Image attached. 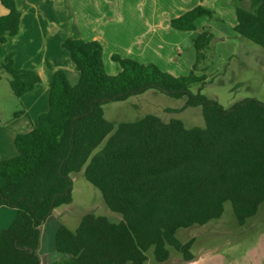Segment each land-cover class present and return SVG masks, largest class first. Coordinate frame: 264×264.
I'll return each instance as SVG.
<instances>
[{
    "label": "trees",
    "instance_id": "16d2710c",
    "mask_svg": "<svg viewBox=\"0 0 264 264\" xmlns=\"http://www.w3.org/2000/svg\"><path fill=\"white\" fill-rule=\"evenodd\" d=\"M232 1L234 30L264 47V0H251L249 8L243 0ZM0 2L8 10L0 15L2 44L19 32L21 11L16 0ZM203 15L214 12L198 5L172 18L171 25L195 31ZM212 38L208 29L196 35V62L190 74L179 77L154 63L118 55L113 58L120 71L108 74L99 40L63 42L78 71L76 82L65 69L54 72L48 110L29 132L15 135L18 154L0 161V207L16 210L12 223L0 231V264H42V227L56 208L71 202L72 176L81 170L123 219L116 223L90 213L76 229L61 223L54 241L63 255L59 264H146L151 248L158 261H165L169 246L190 260L193 239L180 241L178 229L221 217L227 201L240 224L256 214L264 202V101L246 98L225 108L190 90L206 82V75L195 70ZM0 66L10 73L19 97L42 81L37 71L14 67L12 53ZM151 88L186 96L187 106H201L205 127L146 114L120 122L109 136L115 126L104 105Z\"/></svg>",
    "mask_w": 264,
    "mask_h": 264
},
{
    "label": "rangeland",
    "instance_id": "374dc122",
    "mask_svg": "<svg viewBox=\"0 0 264 264\" xmlns=\"http://www.w3.org/2000/svg\"><path fill=\"white\" fill-rule=\"evenodd\" d=\"M131 2L125 0L123 3L128 11L131 9ZM250 4L251 0L241 2V5L246 8H249ZM205 8L212 10L214 16L203 15L198 17L196 22L198 29L192 31L191 36L182 41L177 47L167 45L161 40V37H158L153 44L150 43L149 51H145L140 45L139 47L138 45L133 46L134 41H131L130 33H121L117 41H113L110 36L108 43L100 40L104 44L103 61L106 72L117 74L121 69V64L113 58L114 55L122 58H132L137 52L135 60L140 63H154L161 70L174 76L188 75L196 62L194 39L199 32L208 29L213 33V38L208 48L205 49L206 58L201 61L198 70H195L198 75L205 74L207 79L205 83L192 84L190 90L193 93L201 92L208 99L218 101L225 108H231L237 102L246 98H256L264 101V47L243 37L234 30L237 20L236 12L232 13V8H236V2L211 0L210 6ZM106 34L109 35V33ZM59 48L68 53L64 46ZM15 50L19 54L18 58L29 56L26 47L20 44L19 39L11 38L5 44L0 45V64L4 62L7 55L12 53L14 67H16ZM46 50L45 42L39 45V49L33 48V52L36 51L42 58L45 57ZM59 56L62 57V55ZM20 59L21 62H24V58ZM70 63H72L73 68L68 71V76L71 82L74 83L77 80L78 71L75 74L72 69L77 68L73 61ZM60 69L67 70L65 66ZM10 79V73L0 66V161L18 154L14 144V132H29L36 124L38 114L48 110L49 93L47 90L45 92L41 90V87L46 85V80L39 86L40 90H37L40 93H37V97L32 99V94L17 96L10 85ZM186 100V96L173 97L158 89L151 88L140 94L129 96L124 100L108 102L104 105L105 116L115 126L109 136L115 134L120 122L134 121L146 114H155L163 122H168L172 118H179L183 120L187 127H205L202 107L187 106ZM108 137L101 142L94 152L103 147ZM71 197L70 203L55 209L53 216L51 215L46 220L49 222L47 227L44 226L42 230V237L46 240L45 246H47V238L48 242L51 241L52 233L50 234V231L54 227L52 220L54 217L71 229H76L82 217L90 213L104 215L116 223L121 222L123 219L120 213L112 211L106 205L101 191L86 179L83 170L75 172L72 176ZM200 228L201 226L198 224L180 228L176 236L180 241L187 242L195 235L197 239L191 245V251L197 249L200 245L217 247L220 253L231 246L235 249H245L253 246L256 249H264V236H259V231L264 230V202H262L255 215L240 224L231 201H227L223 215L212 219L206 226L205 231L213 234L200 236ZM173 249L171 247L169 250L171 252L176 251ZM147 254L150 260L155 263L156 258L152 248Z\"/></svg>",
    "mask_w": 264,
    "mask_h": 264
},
{
    "label": "crops",
    "instance_id": "0c3cea01",
    "mask_svg": "<svg viewBox=\"0 0 264 264\" xmlns=\"http://www.w3.org/2000/svg\"><path fill=\"white\" fill-rule=\"evenodd\" d=\"M124 1L16 0L17 7L21 11L20 29L17 34L9 35L8 40L18 38L20 44L26 47L29 56L18 58L19 54L15 50V66L19 69H33L42 77V81L33 90L22 96L32 94L31 98H36L37 93H40L38 92L40 90L39 86L45 80L46 85L41 87V90L44 92L47 90L49 93L54 72L63 68V66L66 67L67 71H71L73 65L70 63L72 62L70 61L72 60L70 52L66 53L59 48L63 46V42L68 37L85 40L96 39L108 43L109 36L113 41H117L121 33H130L131 41H134L133 46L138 45L139 47L140 45L145 51H149L150 43L153 44L158 37H161V40L167 45L177 47L182 41L191 36L192 31L173 27L171 25L172 18L182 15L198 5L208 7L211 0H129L132 1L129 11L123 5ZM223 1L226 2V0ZM232 9V13H235L236 8ZM7 11V8L0 2V15L7 13ZM106 33H109V35ZM42 42H45V49H47V53L43 58L36 51L33 52V48L39 49ZM3 44L5 43L0 45ZM102 45L104 44L102 43ZM135 53L137 54V52ZM136 54L134 56L131 54L132 58L136 59ZM20 58H24V62H21ZM72 70L77 74V69ZM38 87L39 89H37ZM39 116L40 114L37 116V122ZM16 134L17 132H14V135ZM15 216L16 210L14 208L1 206L0 231L8 227ZM52 220L54 227L51 231V241L48 242L47 238V246H45L46 240L43 237L41 240L39 252L42 264H59L61 257H63L54 247L55 233L62 222H59L56 217ZM48 222L46 221L43 227H47ZM207 224L208 222L198 224L201 226L199 229L200 236L213 234L205 231ZM259 232V236H264V230ZM191 239L195 243L197 237L194 235L189 240ZM171 247L169 246V249ZM231 247L220 253L217 247L200 245L197 249L191 251L194 257L190 260H185L182 254L173 247L176 251H170L167 260L158 261L156 259L154 263L148 257L146 264H264V249H256L255 246H247L249 248L245 249Z\"/></svg>",
    "mask_w": 264,
    "mask_h": 264
},
{
    "label": "bare ground",
    "instance_id": "6f19581e",
    "mask_svg": "<svg viewBox=\"0 0 264 264\" xmlns=\"http://www.w3.org/2000/svg\"><path fill=\"white\" fill-rule=\"evenodd\" d=\"M50 234H51V231H50Z\"/></svg>",
    "mask_w": 264,
    "mask_h": 264
}]
</instances>
